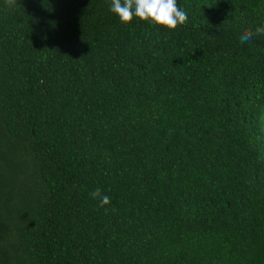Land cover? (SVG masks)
<instances>
[{
	"label": "trees",
	"instance_id": "trees-1",
	"mask_svg": "<svg viewBox=\"0 0 264 264\" xmlns=\"http://www.w3.org/2000/svg\"><path fill=\"white\" fill-rule=\"evenodd\" d=\"M177 4L0 0V264H264V0Z\"/></svg>",
	"mask_w": 264,
	"mask_h": 264
},
{
	"label": "clouds",
	"instance_id": "clouds-1",
	"mask_svg": "<svg viewBox=\"0 0 264 264\" xmlns=\"http://www.w3.org/2000/svg\"><path fill=\"white\" fill-rule=\"evenodd\" d=\"M5 4L13 8L17 6V0H5ZM110 12L121 25L128 26L136 20L157 31L163 29L169 33L187 23V12L177 4V0H111ZM254 35H264V26L257 27L255 33L245 31L239 39L241 43L250 42ZM90 196L99 200L101 208L110 204V198L102 194L99 188Z\"/></svg>",
	"mask_w": 264,
	"mask_h": 264
}]
</instances>
